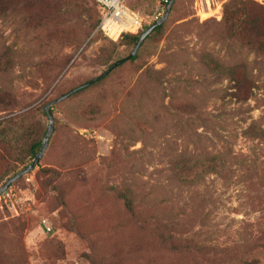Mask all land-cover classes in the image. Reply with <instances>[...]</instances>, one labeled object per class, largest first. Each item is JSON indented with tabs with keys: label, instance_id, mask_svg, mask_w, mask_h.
<instances>
[{
	"label": "rangeland",
	"instance_id": "1",
	"mask_svg": "<svg viewBox=\"0 0 264 264\" xmlns=\"http://www.w3.org/2000/svg\"><path fill=\"white\" fill-rule=\"evenodd\" d=\"M228 1L175 0L163 34L136 61L51 106L53 131L39 163L6 189V201L0 195V264H264V136L245 134L253 123L264 131V51L217 25ZM127 2L143 30L166 8L165 0ZM91 19L78 20L82 40L60 50V70L58 58L40 65L41 54L57 48L43 40L48 22L0 16V130L9 129L10 151L0 148L1 170L34 161L24 152L29 132L43 138L48 118L26 113L33 99L46 106L99 76L108 68L99 62L104 48L114 46L113 62L130 54L120 39L85 30ZM218 64L247 71L253 97L237 101L229 78L214 73ZM161 69L163 84L148 80V70ZM211 157L215 171L206 167ZM178 160L193 165L187 182L175 175ZM42 168L57 170L49 185ZM116 186L133 189L134 211Z\"/></svg>",
	"mask_w": 264,
	"mask_h": 264
},
{
	"label": "trees",
	"instance_id": "2",
	"mask_svg": "<svg viewBox=\"0 0 264 264\" xmlns=\"http://www.w3.org/2000/svg\"><path fill=\"white\" fill-rule=\"evenodd\" d=\"M90 1L96 4V2H94L93 0H0V16H7L9 13L15 12L21 14L23 22L35 21L37 25L43 23L42 21L46 23L48 22V31L44 34L43 40L46 42V47H48V43L54 42L57 48L53 49L52 45L49 46L48 50L44 51L41 54L42 56H44V59H42L40 65L52 64L56 62L57 58L59 59L58 55L63 47L76 45L82 40V32L80 31L81 29L79 27L84 25L85 23L79 24L77 22L78 20H81V17L83 15H86L89 18L92 17L91 21L86 24L85 30L91 32L94 28H96V31L100 35L104 36L102 32L97 29L100 20L99 9L97 12L93 7H91ZM169 1L170 0L164 2L166 6L168 5ZM125 2L128 4L127 0H125ZM128 5L132 9L136 10L135 7L133 8V6H131L130 4ZM38 8H41V10L46 9V15H42ZM49 23L52 25H49ZM217 25L221 26L223 29H226V33L228 32V39H232L235 36L239 40V42L249 50L255 53H261L264 51V4L259 2L255 3L249 0H230L224 5L223 18L220 22H217ZM164 26L165 22L157 26L153 30V32L149 34L142 42L134 56L130 55L136 47L141 33L147 27L137 34H124L117 45L131 47L132 50L127 57L123 58L125 60L122 63L115 66L104 76H100L101 74L105 73L113 65V63L118 61L116 60L113 62L114 46L113 48H104L102 51V55L99 57V62L101 65H108V68L99 76L73 86L60 97L68 94L66 99H74L87 93L89 90L98 87L103 83H106L111 72L118 69L119 67H122L127 61H136L140 56V50L142 49V47L147 45L148 43L156 41L163 34ZM66 61L67 57H61L57 62L58 67H56L60 70L63 69ZM213 69L214 73L222 74V76L229 78V81L232 84L231 86L234 89V93L232 94L237 101L244 103L253 97L256 84L251 79L247 71L238 70L236 69V66H221L219 64L213 65ZM238 71H240L241 74H239ZM165 74V69L148 70L146 76L148 80L153 83L163 84V78ZM34 102L35 100L33 99L27 105L26 113L33 114L36 111L40 110L41 113L47 117V113L45 110V107L47 105L42 107L39 105H34ZM181 108L183 110H187L189 108V105H182ZM86 110L87 111H83L82 113L87 114L88 109ZM89 112L90 114L94 113L93 110ZM16 118H18V115L4 120V122H13ZM258 130L259 129H257L256 124L253 123L245 130V134L248 136L253 134L257 137H263L264 131L261 129L259 131ZM8 132L9 129L0 130V148H4L7 153L10 154L9 146L6 140ZM33 132H29L30 143L28 148L24 150V152L26 151L25 157L31 160H34L37 154L41 151L43 140L42 137L37 138ZM76 138L81 137L76 135ZM3 161L4 154L0 151V162ZM24 162V160H21V164H25ZM218 164L219 163L217 158L211 157L207 160L206 167L209 169V171H215ZM173 168L177 179L181 182H187L184 181V177L187 173L192 172L194 169L193 165L189 164L185 160L184 162L178 160V162L174 163ZM7 170L8 169H0V182L3 181L4 178L10 173H14V175L18 173L16 172V167L11 169L10 171ZM40 172L46 176L43 182L44 185H49L51 177L57 175V170L54 168H42ZM112 190L124 201V205L128 211H134V197L132 188L128 186H116L112 187ZM228 262L229 261H227L226 258H222L219 259V261L204 262L201 264H228Z\"/></svg>",
	"mask_w": 264,
	"mask_h": 264
},
{
	"label": "built area",
	"instance_id": "3",
	"mask_svg": "<svg viewBox=\"0 0 264 264\" xmlns=\"http://www.w3.org/2000/svg\"><path fill=\"white\" fill-rule=\"evenodd\" d=\"M93 1L96 2L100 12L97 29L109 40L115 42L126 33L137 34L143 30L142 16L138 11L132 9L125 0ZM256 1L264 4V0ZM1 197L6 201V197H9V194L3 192Z\"/></svg>",
	"mask_w": 264,
	"mask_h": 264
},
{
	"label": "water",
	"instance_id": "4",
	"mask_svg": "<svg viewBox=\"0 0 264 264\" xmlns=\"http://www.w3.org/2000/svg\"><path fill=\"white\" fill-rule=\"evenodd\" d=\"M174 0H170L168 5L165 8V11L163 13V15L154 20L151 24H149L147 26V28L141 33L138 43L136 45V47L134 48V50L132 51L130 56H134L136 54V52L138 51L140 45L142 44V42L146 39V37L151 34L153 32V30L163 24L168 16L169 13L171 12V8H172V4H173ZM125 59H120L118 61H116L115 63H113V65L103 74H101L100 76H104L106 73H108L111 69H113L115 66H117L118 64L122 63ZM68 96V94L56 99L55 101L49 103L46 107V113H47V117H48V125H47V131L45 136L43 137L42 140V149L41 151L37 154L36 158L34 159V161L32 163H30L27 167H25L24 169H22L21 171H19L17 174H15L14 176H12L11 178H9L1 187H0V195L6 191V189L18 178H20L21 176L25 175L26 173L30 172L31 170H33L36 165L39 163L43 153L45 152L46 148H47V144H48V139L53 131V125H54V119H53V115L51 112V106L66 99V97Z\"/></svg>",
	"mask_w": 264,
	"mask_h": 264
}]
</instances>
